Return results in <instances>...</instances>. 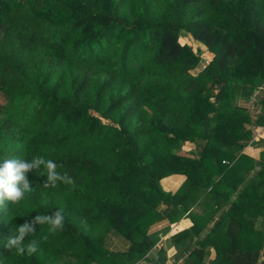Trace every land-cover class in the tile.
I'll use <instances>...</instances> for the list:
<instances>
[{"label": "trees", "instance_id": "obj_1", "mask_svg": "<svg viewBox=\"0 0 264 264\" xmlns=\"http://www.w3.org/2000/svg\"><path fill=\"white\" fill-rule=\"evenodd\" d=\"M185 36L207 48L201 68ZM263 82L264 0H0V162L51 159L75 181L45 187V166L27 173L32 190L0 207V264H94L112 255L113 234L136 262L161 207L179 219L190 204L201 211L176 236L181 250L223 209L228 220L191 264L209 247L212 264H264V157L257 170L243 153L252 118L240 105ZM58 209L62 230L37 224L26 238L35 254L6 247L19 225Z\"/></svg>", "mask_w": 264, "mask_h": 264}, {"label": "crops", "instance_id": "obj_2", "mask_svg": "<svg viewBox=\"0 0 264 264\" xmlns=\"http://www.w3.org/2000/svg\"><path fill=\"white\" fill-rule=\"evenodd\" d=\"M262 85L264 86V82ZM261 98L262 96L254 102L255 104L252 105V109L249 108V106L246 108L252 118L250 126L252 130V139L243 150L244 154L255 160L257 170L264 157V120L260 121V118H264V107L261 103ZM189 145L191 147L190 151L197 150V146L194 144L190 143ZM173 178L174 177L162 180V185L166 191L172 192L178 188L179 184L171 187L167 186L171 185ZM174 180H179L180 182V180L183 181V178L181 176H176ZM166 210L167 206L163 205L160 209V212L163 214L162 220L154 224L149 230V233L154 234L153 236L156 238L154 246H152L151 250H149L141 260L128 262L127 264H186V262L191 264L189 257L195 250L201 248L199 242L208 237L216 226L221 229V232H225L228 227L227 219L224 223H220L222 216L226 215L227 212L226 209H223L205 226V229L201 231L202 233L194 238L195 241L190 245L184 244L183 246H185V249L181 250L178 246L176 236L185 230H190L198 218L194 220L189 217V213H187L184 217L179 219H170L167 215L165 216ZM106 247L112 255L104 261L94 262V264H126L127 261L124 260L122 253L128 252L130 249V242L128 240L120 235L113 234L107 238ZM216 256V250L213 247H209L206 260L203 264H212Z\"/></svg>", "mask_w": 264, "mask_h": 264}, {"label": "clouds", "instance_id": "obj_3", "mask_svg": "<svg viewBox=\"0 0 264 264\" xmlns=\"http://www.w3.org/2000/svg\"><path fill=\"white\" fill-rule=\"evenodd\" d=\"M41 165L47 169V182L45 187L51 184L55 186L56 181H62L65 184L75 185V181L67 173L61 175L56 169L57 163L53 160H44L42 157H36L32 160H17L4 159L0 162V207H3L6 201L17 203L21 201L26 192L32 190L30 181L27 178V173L37 169ZM65 214L63 210L58 209L49 215L37 214L30 220H26L16 229V235L9 238L6 244L8 249H15L17 253L32 256L38 251L39 241L30 239L27 243L25 240L29 236H34L36 233V225H49V231L55 233L57 230H62L65 223ZM264 222V217L257 218L256 227Z\"/></svg>", "mask_w": 264, "mask_h": 264}, {"label": "rangeland", "instance_id": "obj_4", "mask_svg": "<svg viewBox=\"0 0 264 264\" xmlns=\"http://www.w3.org/2000/svg\"><path fill=\"white\" fill-rule=\"evenodd\" d=\"M184 41L185 42H188V44L190 45V46H192L193 47V49L195 50V51H200L201 50V55H202V57L204 58V60L201 62V65H200V68L202 67V66H204L205 64H207L208 63V61H209V59H208V57H209V55L207 54V48L203 45V44H201V43H197L191 36H185L184 37ZM183 41V42H184ZM208 59V60H207ZM200 68H198V69H196V70H194L193 71V73H195V74H197L199 71H200ZM264 93V86L263 85H261L260 86V88L258 87V88H256V90H255V97H253L252 99H250V101H247L246 103H242L241 102V105H242V107L244 106V108H247V106H249V108H251L252 107V105L253 104H255L254 102H256L261 96H262V98H263V94ZM3 99H0V101H2ZM252 109V108H251ZM251 126V125H250ZM190 143H188L187 145H186V147H185V149L187 150V151H190L191 149V147H190V145H189ZM174 178H176V177H174ZM174 178L172 179V181H171V185H167V186H176L177 184H179L178 185V187L179 186H181L182 185V181L180 180V182H179V180H174ZM161 182H163V181H161ZM190 206H191V210L189 211V213L192 211L193 213H199L200 211H201V209H199V208H195V206H197V204L195 205V204H190Z\"/></svg>", "mask_w": 264, "mask_h": 264}, {"label": "built area", "instance_id": "obj_5", "mask_svg": "<svg viewBox=\"0 0 264 264\" xmlns=\"http://www.w3.org/2000/svg\"><path fill=\"white\" fill-rule=\"evenodd\" d=\"M253 97H255V94H254V96H253ZM253 97H251V99H252Z\"/></svg>", "mask_w": 264, "mask_h": 264}]
</instances>
